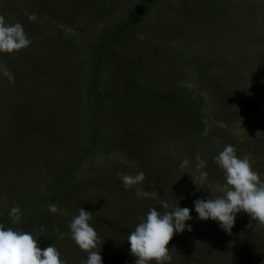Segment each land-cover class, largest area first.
Segmentation results:
<instances>
[{"label": "rangeland", "instance_id": "rangeland-1", "mask_svg": "<svg viewBox=\"0 0 264 264\" xmlns=\"http://www.w3.org/2000/svg\"><path fill=\"white\" fill-rule=\"evenodd\" d=\"M202 1L199 13L193 7L194 13L185 17L181 14L187 9H182L174 13L173 18L161 20L167 27L175 24V36L165 38L170 40H163L159 35H144V32L149 34L146 30L137 36L133 52L146 63L142 68L148 82L154 79L161 91L185 92L200 104L203 117L199 127L187 131L181 124L170 130H157L148 125L143 127L138 122L132 124L136 138L140 131L147 139L144 140L148 146L144 147L145 162L149 165H167L173 172L167 183L160 187L156 186V182L147 183V179L137 187L157 192L160 199L169 203L168 210L178 205L191 210L192 219L186 224L193 230L175 234L169 244L172 256L170 264H199L197 252L203 256L211 243H215V253L219 252L220 264H255V256L247 252L245 244L249 242L244 235L256 233L261 238L264 228L256 231L249 228L251 218L241 213L236 220L245 218L246 229H242L241 234L232 239L222 234L220 226L215 230L211 227L202 230L197 224L204 225L206 221L198 222L200 219L195 211L194 201L223 195L221 188L226 180L214 157L229 144L235 147L239 157H250L253 169L264 180V136L257 139V132H264V0ZM89 2L92 3V0ZM77 3V0H0V14L5 15L8 23H21L31 41L29 48L15 55L0 53V66L11 72L15 81L14 84L11 83L0 69V153L9 150L12 145L6 130L13 123L9 115L11 110H18L19 119L25 123L28 117L23 116L21 109L36 107L33 97L27 94L34 86L31 78H40L34 62H37V66L44 67L45 60L39 58L46 46L44 42L49 49L58 51L60 47L56 46L67 37L81 47V52L85 50L84 46L93 42L102 27L115 19L113 16L99 19L85 12L73 21L64 22L59 18V15L67 16ZM132 3L133 0H128L124 9L129 8ZM33 14L36 17L34 21L28 19ZM151 25L155 29L160 26L157 19ZM83 54L82 52V58ZM80 63L81 71L76 75L77 79L70 75L66 77L69 87L76 83L85 85L87 82L84 62ZM44 78L49 80L40 83L44 84L42 87L45 92L56 90L54 99L61 98L58 95L59 82H54L51 76ZM114 121L117 122L116 116H113L111 125L127 135L122 129L124 126L116 125ZM46 128L51 131L46 140L51 159L56 162L59 151L56 148L60 147V141L54 134V127ZM40 143V140L34 142ZM17 152L22 159L25 157L24 150ZM197 154L206 162L202 171L208 175L203 184H200L199 173L195 168ZM184 159L191 163L182 169L180 165ZM33 163L37 167L41 165L42 169L34 170L35 174L28 187L40 191L50 179L47 175L49 166ZM136 164L132 157L123 153L98 154L95 158L88 159L81 171L84 179H89L86 184L89 192L100 194L109 203H113L111 210L136 211L134 215L128 214L133 219L136 218L137 211H149L153 207L158 211H166L156 199H138L136 188H124L118 174H136ZM188 174L197 178L196 182L201 188L197 187ZM92 181L96 187L92 185ZM13 203L12 197L0 195V210ZM139 222L140 219L137 224ZM137 224L134 225L132 219H128L127 226L132 230ZM123 230L125 229L121 231ZM182 242L183 254L179 252ZM121 248L118 246V251L114 249L113 253L109 251V256L119 257ZM124 250L123 258H118L116 263L111 259L112 264L134 262L128 241ZM60 258L62 259L61 255Z\"/></svg>", "mask_w": 264, "mask_h": 264}, {"label": "trees", "instance_id": "trees-1", "mask_svg": "<svg viewBox=\"0 0 264 264\" xmlns=\"http://www.w3.org/2000/svg\"><path fill=\"white\" fill-rule=\"evenodd\" d=\"M127 1L92 0L90 3L89 0H77V5L70 9L67 16L59 15L64 22L76 20L82 12L93 14L99 19L108 16L115 19L102 27L93 42L84 46L85 50L81 52V47L67 37L56 46L60 47L58 51L49 49L44 42L46 46L39 57L45 60L44 67L34 62L40 78H31L34 86L27 94L33 97L36 107L20 108L23 116L28 117L25 123L19 119V111L13 108L9 113L13 123L8 128L5 125L11 144L15 146L11 145L9 150L0 153V195L12 197L14 203L0 210V224L32 233L39 240L41 250L54 245L65 264H82L87 259V253L80 250L70 238L69 222L78 215L80 208L93 214L90 225L95 228L102 242L98 250H101L103 264H112L111 259L116 263L118 258H123L127 236L133 231L127 226L128 219H132L135 225L138 219L141 221L148 213L137 211L133 219L128 214L134 215L136 211L111 210L113 203H109L100 194L89 192V186H86L89 179L85 180L81 171L84 163L98 154L123 153L136 161V170L145 173L147 183L156 182V186L160 187L167 183L173 172L167 165H149L145 162L144 147L148 146L144 140L147 139L140 131L136 138L132 124L138 122L143 127L148 125L157 130H170L181 124L187 131L199 127L203 118L200 104L185 92L161 91L154 79L148 82L142 68L146 63L133 52L137 36L145 30L149 34L144 32V35H159L163 40H170L175 36V24L167 27L161 20L173 18V14L182 9H187L181 14L185 17L194 13L193 7L199 13L203 1L133 0L132 5L124 9ZM156 19L161 31L151 25ZM80 61L84 62L87 82L85 85L76 83L69 87L66 77L70 75L77 79L76 75L81 71ZM44 76H51L54 82H59L58 95L62 100L54 99L56 90L45 92L42 87L44 84L40 83L49 80ZM113 116L117 117L114 123L123 125L122 129L127 135L111 125ZM47 126L54 127V134L60 141V147L56 148L59 149L56 162L51 159L46 140L51 132ZM37 140L41 143L34 144ZM19 150L25 151L23 159L17 152ZM33 162L49 166L47 175L50 179L40 191L28 187L35 174L34 170L42 169L41 165L37 167ZM92 185L96 187L93 181ZM50 204L65 210L68 215L51 213L48 210ZM16 205L21 208L22 219L20 223L13 224L9 213L10 208ZM244 216L248 215L244 213ZM246 222L245 218L236 220L231 235L220 229L224 236L232 239L241 234L242 229H246ZM41 226L46 231L41 232ZM197 227L202 230L211 227L215 230L219 224L208 220L204 225L197 224ZM57 228L66 234L63 239L58 237L55 231ZM263 231L261 238L256 233L241 235L249 242L245 245L247 252L255 256V264H264ZM118 246L121 248L119 257L109 256V251H118ZM183 246L182 242L179 246L181 254ZM214 247L215 243H211L203 256L197 252L199 264H220L219 252L216 254ZM133 259V263L123 261V264H135Z\"/></svg>", "mask_w": 264, "mask_h": 264}, {"label": "clouds", "instance_id": "clouds-1", "mask_svg": "<svg viewBox=\"0 0 264 264\" xmlns=\"http://www.w3.org/2000/svg\"><path fill=\"white\" fill-rule=\"evenodd\" d=\"M35 20V15L29 16ZM31 44L23 25L19 22L8 23L3 14H0V53L15 55L29 48ZM3 75L14 84V76L3 66H0ZM264 136V132H257V139ZM215 163L222 170L226 184L221 188L222 196L194 201L195 211L200 220L218 222L220 228L228 235L232 234L236 217L247 214L253 223L249 228H264V180L253 169L250 157H239L233 145H226L219 154L214 157ZM188 159L181 162L180 167L187 168L190 165ZM206 162L197 154L196 171L199 173V182L203 184L207 179V173L202 171ZM194 183L198 186L195 177ZM124 188L130 190L136 188L138 199H156L166 211L160 212L155 207L151 208L146 218H143L127 236L130 244V253L135 258V264H170L172 256L169 244L176 233L193 229L186 224L192 219L191 210L178 206L170 208L166 200L160 199L157 192L145 191L137 187L145 181V173L141 170L136 174H118ZM48 210L65 216L68 213L55 205H49ZM10 217L13 224L21 222V208L16 205L10 208ZM93 214L80 208L78 215L69 222L70 238L80 250L87 253V259L82 264H103V258L98 250L102 243L97 231L90 225ZM41 232L46 229L41 226ZM58 237L63 239L66 235L59 229H55ZM0 264H65L60 258V252L52 245L41 250L39 240L28 231L15 230L0 224Z\"/></svg>", "mask_w": 264, "mask_h": 264}]
</instances>
